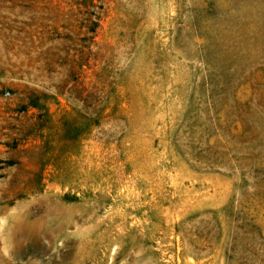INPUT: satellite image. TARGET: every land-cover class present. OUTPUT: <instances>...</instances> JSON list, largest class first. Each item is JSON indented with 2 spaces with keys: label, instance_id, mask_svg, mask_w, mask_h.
<instances>
[{
  "label": "rangeland",
  "instance_id": "374dc122",
  "mask_svg": "<svg viewBox=\"0 0 264 264\" xmlns=\"http://www.w3.org/2000/svg\"><path fill=\"white\" fill-rule=\"evenodd\" d=\"M0 264H264V0H0Z\"/></svg>",
  "mask_w": 264,
  "mask_h": 264
}]
</instances>
